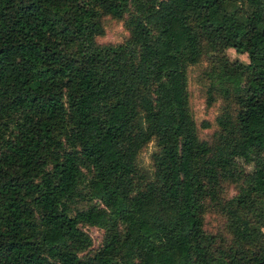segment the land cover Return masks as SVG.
Here are the masks:
<instances>
[{
    "label": "trees",
    "instance_id": "16d2710c",
    "mask_svg": "<svg viewBox=\"0 0 264 264\" xmlns=\"http://www.w3.org/2000/svg\"><path fill=\"white\" fill-rule=\"evenodd\" d=\"M129 6L125 41L96 42ZM204 44L247 57L221 65L237 107L208 138L184 86ZM238 158L264 192V0H0V264H264V242L216 248L202 227ZM83 168L92 202L70 214ZM79 223L105 230L89 254Z\"/></svg>",
    "mask_w": 264,
    "mask_h": 264
},
{
    "label": "rangeland",
    "instance_id": "374dc122",
    "mask_svg": "<svg viewBox=\"0 0 264 264\" xmlns=\"http://www.w3.org/2000/svg\"><path fill=\"white\" fill-rule=\"evenodd\" d=\"M132 7L120 17L102 16V28L95 37L99 44H116L128 37L126 27L127 15ZM244 53H238L230 47L213 49L204 44L197 60L185 67V96L188 111L194 120L198 136L208 138L216 128L215 116L224 107L232 113L237 107L233 83L219 77L221 65L246 63ZM204 122V124H203ZM157 148L154 139H150L138 151L135 162L149 176L152 173L150 154ZM252 159L238 158L232 168L233 173L221 176L216 189L215 198L208 202L202 213V227L211 237L216 248L241 250L248 244L264 242V192H249L246 188L245 176L251 170ZM82 180L78 184L80 195L69 203V213L75 208L91 204L84 193L88 170L83 168ZM88 235L89 245L79 254H89L99 244L105 230L97 225L79 223Z\"/></svg>",
    "mask_w": 264,
    "mask_h": 264
}]
</instances>
